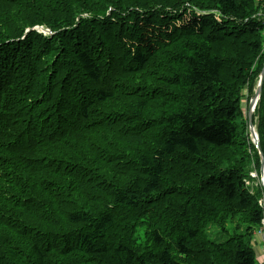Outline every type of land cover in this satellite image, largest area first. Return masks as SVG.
Returning <instances> with one entry per match:
<instances>
[{
  "label": "trees",
  "instance_id": "16d2710c",
  "mask_svg": "<svg viewBox=\"0 0 264 264\" xmlns=\"http://www.w3.org/2000/svg\"><path fill=\"white\" fill-rule=\"evenodd\" d=\"M187 5L207 14L175 28ZM260 11L0 0V264H258L264 189L226 154L249 156L239 105L264 65ZM254 110L264 155V81Z\"/></svg>",
  "mask_w": 264,
  "mask_h": 264
},
{
  "label": "rangeland",
  "instance_id": "374dc122",
  "mask_svg": "<svg viewBox=\"0 0 264 264\" xmlns=\"http://www.w3.org/2000/svg\"><path fill=\"white\" fill-rule=\"evenodd\" d=\"M256 3L261 4L262 2H261V0H257ZM241 94H242V98H241L239 108L245 116L244 119L246 120V123H247V131H246V129L242 130V132H244L243 138L245 139L246 144L243 143L240 145V147L243 148L245 150V152L248 153L249 156L246 159L245 155H241L237 151L232 152V153L229 152L226 155L232 154L234 156L235 165L240 166V165L244 164V165H247L249 167V171L247 173V176L243 179V180H245L243 185L245 184V187L249 190V193L254 195L255 194L254 191L256 192L255 189L260 187V183H262V180L260 179V153H259L260 151H259L257 145L255 144L252 133L250 132L249 118H248L249 104L252 101V98H249V95H250V97H253L255 94V89L253 91H251V94H249L247 87L244 86ZM246 99H249V101H246ZM250 118L252 121L253 130L256 132V134L258 135L257 138L259 139L260 133H258V130L260 128V124H259V122H257L258 117L255 114V110L251 112ZM240 147L238 146V148H240ZM259 203H260V200H259ZM245 218H246L245 214L240 215L237 217L236 222L242 223L245 220ZM262 222L264 223V220H262L261 223ZM225 223H226L227 231L222 230L221 228H219L218 226H216L214 224L208 228V234H209L208 236L211 240L218 243V242L227 241L230 239L229 234H231V227L233 229V227L235 225H232L231 222H229V224L227 222H225ZM263 231H264V227L262 225L261 228H258L254 232V235H255V238L257 241V252H258L259 258H260L259 264H264V259H263L264 247L262 246V244H263V241H262ZM255 238L253 237L252 240L254 241Z\"/></svg>",
  "mask_w": 264,
  "mask_h": 264
},
{
  "label": "water",
  "instance_id": "95a60500",
  "mask_svg": "<svg viewBox=\"0 0 264 264\" xmlns=\"http://www.w3.org/2000/svg\"><path fill=\"white\" fill-rule=\"evenodd\" d=\"M263 79H264V70L262 71L261 73V77H260V83H259V86L257 88V91H256V95H255V98L252 99V101L250 102L249 104V108L251 109V107L255 106L257 100L259 99V94L261 92V85H262V82H263ZM251 114H250V111L248 112V117H249V127H250V132L252 133L253 135V138H254V141H255V144L257 145L258 149H259V153H260V156H261V166H260V174H261V177L264 176V155L261 151V147H260V144H259V140L257 138V134L256 132L253 130V125H252V121H251V118H250Z\"/></svg>",
  "mask_w": 264,
  "mask_h": 264
},
{
  "label": "bare ground",
  "instance_id": "6f19581e",
  "mask_svg": "<svg viewBox=\"0 0 264 264\" xmlns=\"http://www.w3.org/2000/svg\"><path fill=\"white\" fill-rule=\"evenodd\" d=\"M254 109H255V107L252 108V110H254ZM257 136H258V135H257Z\"/></svg>",
  "mask_w": 264,
  "mask_h": 264
}]
</instances>
